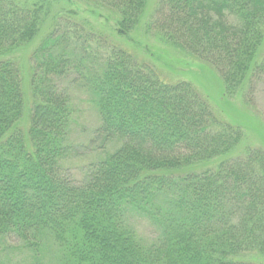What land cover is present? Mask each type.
Segmentation results:
<instances>
[{"label": "trees", "instance_id": "1", "mask_svg": "<svg viewBox=\"0 0 264 264\" xmlns=\"http://www.w3.org/2000/svg\"><path fill=\"white\" fill-rule=\"evenodd\" d=\"M82 1L127 35L148 0ZM48 15L45 0H0V57L31 42ZM71 15H57L31 52L25 130L20 64L0 59V264L12 236L32 264L49 247L58 264H264L252 258L264 260V150L233 156L242 130L190 81L167 80ZM146 28L210 64L229 93L264 68V0H158ZM64 80L89 94L100 117L84 148L104 156L80 180L62 168L77 152ZM137 216L155 239L138 235Z\"/></svg>", "mask_w": 264, "mask_h": 264}, {"label": "rangeland", "instance_id": "2", "mask_svg": "<svg viewBox=\"0 0 264 264\" xmlns=\"http://www.w3.org/2000/svg\"><path fill=\"white\" fill-rule=\"evenodd\" d=\"M45 1L49 5V15L38 35L31 42L21 46L18 51L0 57V59L14 58L20 64L24 114L19 125L24 130L28 127L31 107L35 101L28 74L31 52L50 30L57 15L69 16L71 15L69 12L73 11L72 19L89 21L96 29L105 32L109 40L112 39L153 64L167 80L171 82L190 81L208 99L213 110L223 120L242 130L243 141L233 156L242 154L248 146H256L264 150V68L262 66L257 68L251 79L243 86L229 93L225 89L221 75L210 64L196 59L185 50L165 42L155 32L147 30V24L153 17L158 0L147 1L144 22L127 35H120L116 29V21L111 19L105 11L100 12L82 0ZM261 50L258 61L263 64L264 44ZM60 86L68 88L73 102L70 142L77 147V152H71V155L63 160L62 168L72 178L80 180L85 168L104 156V153L99 150L84 148L94 137L95 130L100 125V117L96 106L84 89L76 84H68L67 80L62 81ZM134 223L138 235L146 242L152 241L159 234L151 222L143 217H134ZM6 245V249L1 253L3 264H32L31 251L20 249V241L16 237L9 238ZM55 251L53 247L46 250L43 264H58ZM252 258L256 261H264L261 258Z\"/></svg>", "mask_w": 264, "mask_h": 264}]
</instances>
